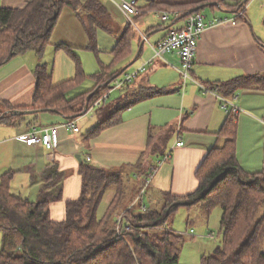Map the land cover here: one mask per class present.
Instances as JSON below:
<instances>
[{"label": "crops", "instance_id": "1", "mask_svg": "<svg viewBox=\"0 0 264 264\" xmlns=\"http://www.w3.org/2000/svg\"><path fill=\"white\" fill-rule=\"evenodd\" d=\"M120 1L109 0L111 7L107 6L111 29L106 30L113 36L109 43L112 56L128 25V20H119L120 16L126 18L119 7ZM254 2L249 5L247 2L243 19L206 29L191 68L194 79L239 106L236 114L237 158L240 166L248 172L264 171V82L254 81L228 95L221 91L220 85L239 76L264 77V2L259 9L252 8ZM26 4L27 0H0V7L23 8ZM194 4H198L209 19L232 20L236 17L235 10L211 0H136L140 12L135 17V25L131 24V46L127 56L121 60L125 63L121 71L128 67L139 68L151 59L153 62L131 84L118 89L121 90L119 96L111 105L125 104L121 121L93 138L87 139L86 133L101 120L98 110L100 118L97 122L95 117L86 115L77 120L80 115L76 118L80 130L72 132L61 126L69 120L67 117L53 110L39 109L34 104L38 64L47 63L53 69V83L60 84L75 78L76 62L57 45L73 46L80 59V50L89 49V33L76 9L69 6L62 10L51 35L53 49H48L52 50L51 54L46 49L40 58L31 50L1 65L0 183L5 175L10 174L11 192L37 202L45 189V172L55 167L61 174L60 178L46 190L54 197L50 204L51 216L58 221L65 218L66 202L81 195L83 179L80 169L87 163L106 169H121L128 206L136 204L141 209L143 205L146 208L160 207L166 193L186 196L195 192L199 186L197 170L209 152L225 142L220 131L230 112L215 93L204 92L196 82L183 79L176 53H168L162 59L154 57L153 49L170 31L185 25L189 11L196 9L186 5ZM186 8L187 11L184 10ZM165 10L170 12L167 21H163L161 16ZM73 33L76 37L71 36ZM90 80L72 89L71 97L93 89L97 78L92 76ZM151 91L154 94L150 96L140 95ZM15 110L25 112H11ZM83 120L87 121L80 125ZM55 125L61 127L53 157L43 144L28 145L20 136L33 127ZM179 137L184 143L176 146ZM143 156L148 167L145 172L135 167ZM153 167L157 170L148 186L155 204H149L133 195L131 184L126 182L137 178L143 187L145 177ZM109 188L114 189L113 196L99 216L105 213L116 195V186ZM199 210L202 211L201 208Z\"/></svg>", "mask_w": 264, "mask_h": 264}, {"label": "trees", "instance_id": "2", "mask_svg": "<svg viewBox=\"0 0 264 264\" xmlns=\"http://www.w3.org/2000/svg\"><path fill=\"white\" fill-rule=\"evenodd\" d=\"M211 1L229 10L243 11L241 20L249 0ZM67 6L76 9L84 19L91 39L89 47L97 50V28L111 29L109 11L102 0H27L23 8L0 7V66L31 50L42 58L52 44V31ZM186 6L201 11L198 4ZM127 23L113 49L114 63L123 60L131 46L132 25ZM57 48L72 56L76 76L54 84L53 69L47 63L38 64L34 104L39 109H54L67 119H76L86 113L87 104L89 110L109 92V82L122 71L103 67L93 75L97 78L93 89L71 97L70 91L82 84L87 74L73 46L60 44ZM254 81L264 82V77L239 76L220 87L228 95ZM152 94L151 91L140 95ZM104 105L105 101L98 110L101 120L87 131V139L121 121L125 104ZM236 118V114L229 113L220 131L224 144L214 147L197 170V190L186 196L166 193L160 207L149 206L146 211L140 205L125 203L121 169L82 165L81 195L66 202L65 218L59 221L51 216L50 204L54 197L46 190L60 178L58 169L54 167L45 172V189L37 202L14 195L9 186L11 175H5L0 183V230L3 232L0 264H181L183 235L174 230L171 223L180 208L194 206L208 214L216 207L221 209V244L213 254L203 256L201 264H264V171L248 172L240 166ZM145 160L143 156L135 165L136 169L145 172L148 168ZM110 186H116V195L105 213L99 216V206ZM120 227L124 229L122 235L118 232Z\"/></svg>", "mask_w": 264, "mask_h": 264}, {"label": "rangeland", "instance_id": "3", "mask_svg": "<svg viewBox=\"0 0 264 264\" xmlns=\"http://www.w3.org/2000/svg\"><path fill=\"white\" fill-rule=\"evenodd\" d=\"M86 0H82V2H85ZM103 3L111 7L109 0H102ZM122 1V0H121ZM132 1V0H127ZM254 2L252 8L259 9L261 7V4L264 2V0H249L248 5L251 2ZM69 7V6H67ZM237 13V12H236ZM119 19V17H118ZM121 21L127 20L120 16ZM257 22V20H256ZM64 29H66V25L64 26ZM89 35V34H88ZM71 36L76 37V34L73 33ZM70 36V37H71ZM52 39V38H51ZM90 39V36H89ZM113 36L109 32H107L104 28H97L96 33V47L97 50L92 49L91 47H88L89 49L80 50L82 59V66L85 70V73L87 74V77L84 81L91 82V77L93 76V72L97 70L98 68L103 67H109L113 71H120L122 70L125 63L122 61H119L117 63H114L115 57L109 51V43L112 41ZM71 40V38H70ZM91 46V39L90 44ZM53 46H49L48 49H53ZM55 49V48H54ZM65 51L70 58L72 56L64 49H60ZM54 51V50H53ZM52 50H49L47 53L51 54ZM34 53V52H32ZM54 55V52H53ZM73 59V58H72ZM74 60V59H73ZM75 62V61H74ZM85 62V63H84ZM54 67V64H53ZM140 68V67H139ZM135 67H128L126 70L122 71L123 73L121 75H118L115 79H113L112 83H110V86H113L114 81L117 78H122L128 73H132L136 70ZM83 81V82H84ZM92 82H95V80H92ZM109 90V97L105 100V103L107 104L106 107H109L112 101L119 96V93L121 90L111 89ZM114 91V92H113ZM72 94L70 93L69 96ZM111 107V106H110ZM97 110H99V107H93L89 109L85 114L81 115L80 118H77V120H80L82 117H95L96 122L99 120V116L97 114ZM111 110V109H110ZM85 121H80V125H82ZM170 138V137H169ZM125 177V181H126ZM126 183H130L131 187L133 189V195L139 196L141 190L143 189L142 183L139 185L138 179H132V181H128ZM139 185V188H138ZM145 185V184H144ZM113 188L107 189V192L104 195L103 200L101 201V204L99 206V215L105 210L107 207L110 199L113 196ZM151 191L149 186L146 187V193L142 197L143 200L148 202L149 204H155L154 197H150ZM137 197H135L136 200ZM141 202V203H142ZM200 208L197 206H194L193 208H180L173 217V221L171 223V226L174 230L181 232L183 235V241L180 247V263L181 264H201L202 258L205 255L213 254L216 251V248L221 244L222 241V229H221V209L219 207L214 208L210 214H208L205 211H200ZM122 215V214H121ZM119 215V217L121 216ZM118 217V218H119ZM193 228L194 232H191V229ZM180 233V234H181ZM212 234V235H211ZM2 238H3V232L0 230V249L2 245Z\"/></svg>", "mask_w": 264, "mask_h": 264}, {"label": "built area", "instance_id": "4", "mask_svg": "<svg viewBox=\"0 0 264 264\" xmlns=\"http://www.w3.org/2000/svg\"><path fill=\"white\" fill-rule=\"evenodd\" d=\"M120 9L123 11L127 20L135 25V17L138 14V8L136 5V0L127 1L122 0L119 3ZM243 15V11H239L236 13V17L234 19H209L202 11H194L190 12L187 15L186 23L183 27L172 30L167 34L158 44L153 46L154 49V57L164 59L165 55L168 53H176L180 59V67L179 71L183 79L192 80L196 82L204 92H212L215 93L222 99L223 106L233 114L239 113V106L234 104L229 98L221 96L218 94L217 90L211 89L206 85L200 83L191 75V68L195 62L196 53L199 45V41L206 31V29L210 26L219 25L223 23H227L229 21L235 23L237 19ZM162 20L167 21L170 18V12L165 10L162 12ZM144 36V35H143ZM146 38V37H145ZM153 59L149 61V63L142 65L140 68H137L132 73H127L122 78H117L112 89H119L126 85L131 84L142 72H145L148 68V64H151ZM109 97V92L103 94L94 104L93 107H101L103 102ZM92 107V108H93ZM61 126L67 128L72 132H78L80 130L76 119H69L61 124ZM60 125L55 126H46V127H33L32 129L22 133L21 138L25 139L28 145L35 144H43L49 152H51V156L53 157L54 150L58 146L59 141V130ZM183 140L181 137L176 142V146L183 145ZM89 160V158H88ZM157 170V167H153L150 172L145 177V181L143 185V189L140 192L139 198H142L145 194L146 187L151 183V180ZM142 210L146 211L147 208L145 205L142 206ZM121 223L122 216L118 218ZM124 231L123 227L118 229L119 235H122ZM192 232H194L192 230ZM212 235V234H211Z\"/></svg>", "mask_w": 264, "mask_h": 264}, {"label": "water", "instance_id": "5", "mask_svg": "<svg viewBox=\"0 0 264 264\" xmlns=\"http://www.w3.org/2000/svg\"><path fill=\"white\" fill-rule=\"evenodd\" d=\"M197 10H198V8L193 9L192 11H189V12H194V11H197ZM94 93H95V92L90 93V94L88 95V97H87V102L91 99V97L93 96ZM51 110L56 111V110H54V109H51ZM87 110H88V104H87L86 107H85V112H87ZM11 112H13V113H23V112H25V111L15 110V111H11ZM56 112H57V111H56Z\"/></svg>", "mask_w": 264, "mask_h": 264}]
</instances>
